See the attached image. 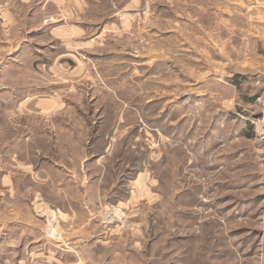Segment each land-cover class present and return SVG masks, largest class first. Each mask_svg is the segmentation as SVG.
Instances as JSON below:
<instances>
[{
	"label": "rangeland",
	"instance_id": "rangeland-1",
	"mask_svg": "<svg viewBox=\"0 0 264 264\" xmlns=\"http://www.w3.org/2000/svg\"><path fill=\"white\" fill-rule=\"evenodd\" d=\"M88 4L58 19L52 49L28 36L47 21L37 17L21 24L38 50H13L16 34L0 47V93L40 86L57 99L50 113L7 115L11 124L0 106V139L35 133L41 155L73 165L70 177H48L43 163L29 176L0 142L14 182L7 193L0 180L4 201L34 206L60 245L26 263L264 264V0ZM12 5L34 7L3 0L0 24Z\"/></svg>",
	"mask_w": 264,
	"mask_h": 264
},
{
	"label": "crops",
	"instance_id": "crops-1",
	"mask_svg": "<svg viewBox=\"0 0 264 264\" xmlns=\"http://www.w3.org/2000/svg\"><path fill=\"white\" fill-rule=\"evenodd\" d=\"M2 1L3 0H0V2ZM88 1L89 0H28L29 3L32 2V7H34L27 13L25 12V10H22V12L18 11L17 7L12 5L6 13L7 21L0 24V47H4V45H6V47H11V43L7 38H4L3 35L16 34L19 42H17L18 45L16 44L12 47L13 50H38L39 47L36 46V44L30 45V41L25 38L27 31L23 29L21 24L22 18L37 17L39 19H47V21L41 24L36 29L30 28L28 31L31 30V32L28 34V36L33 37L39 35L40 38H43L45 36L50 37L48 38V45L44 43L38 44L43 45V47H47V49H52V43L56 41V37L54 36V34H57L58 19L65 18L68 21V19H71L74 16L83 15L85 13V10L89 9ZM8 19H10L11 21L9 22ZM24 54L25 53H22V55ZM56 104V96L53 95L50 91H41L40 86H29L21 90L7 88V90L1 91L0 93L1 115H3L1 118V124H4L5 122L7 124H11V118H8L7 115L10 116L11 114H17V112L23 114L43 112L46 114L50 113L52 108L56 107ZM0 128L3 129L4 125H0ZM0 142L2 145L6 146L4 153L1 154V156L3 157L5 155L7 157V162L10 163L11 168H13L12 170L27 173V175L29 176L37 173V175H39V172L42 171L41 164L43 163L47 165V171H45L44 173L47 174L48 177H51L52 172L55 175H57L58 172H61L64 177H70L72 175L71 173L73 171V165L71 164L69 159L64 158V160L58 161L55 159L56 157L52 158L54 151H49L48 156L41 155V146L38 139H35V133L27 134L23 137L17 136L16 138L9 140L5 139L3 135L0 139ZM2 160L4 159L2 158ZM87 160L88 159L86 158L83 159L81 161V164L83 163V161ZM45 165H43V168H45ZM12 172L13 171L11 170L3 171V169L0 168L1 182L8 183L7 193H9L10 187H14V182L10 179L12 177ZM1 187L0 253L2 254H0V264H11L10 260L13 261L12 264H27L24 259H34L36 256H40V253H46L48 255V253H52V250H56L59 244H52V240H49L48 237L46 238V236L42 234V224L40 223V221L37 222L33 220L35 213L34 211L36 210L35 207H28V205L26 207L22 202L4 201L3 196L5 195V190L3 186ZM37 204H39V206L42 205L40 200H38ZM37 208L39 209L40 207ZM42 208L44 210L48 209V211L54 213H58V210L62 209L60 207L57 208V206H44ZM23 210L28 211V216L30 217L29 219L25 220L27 216L25 217ZM10 215L14 216L10 217ZM64 215H66V213ZM69 216L70 222L68 224L65 223L64 232L70 231L72 239V225L74 223L72 219V212L69 214ZM64 221H68L67 217L64 218ZM76 225H81V227H79L80 235H77V237L80 236V239L78 240L82 241L83 222H77ZM67 227H70L71 229L67 230ZM30 228H32V231L30 230ZM34 231H36V233H34ZM52 246L55 249H52ZM50 262L51 261L49 258L48 264H50ZM35 264L47 263L38 262Z\"/></svg>",
	"mask_w": 264,
	"mask_h": 264
},
{
	"label": "built area",
	"instance_id": "built-area-1",
	"mask_svg": "<svg viewBox=\"0 0 264 264\" xmlns=\"http://www.w3.org/2000/svg\"><path fill=\"white\" fill-rule=\"evenodd\" d=\"M258 102L261 104V106L263 107V104H264V96L263 97H259L258 98ZM261 124L262 126L264 125V119H263V112H262V120H261Z\"/></svg>",
	"mask_w": 264,
	"mask_h": 264
},
{
	"label": "water",
	"instance_id": "water-1",
	"mask_svg": "<svg viewBox=\"0 0 264 264\" xmlns=\"http://www.w3.org/2000/svg\"><path fill=\"white\" fill-rule=\"evenodd\" d=\"M262 112H263V119H264V104H263V109H262Z\"/></svg>",
	"mask_w": 264,
	"mask_h": 264
},
{
	"label": "bare ground",
	"instance_id": "bare-ground-1",
	"mask_svg": "<svg viewBox=\"0 0 264 264\" xmlns=\"http://www.w3.org/2000/svg\"><path fill=\"white\" fill-rule=\"evenodd\" d=\"M262 127H263V131H264V125Z\"/></svg>",
	"mask_w": 264,
	"mask_h": 264
}]
</instances>
